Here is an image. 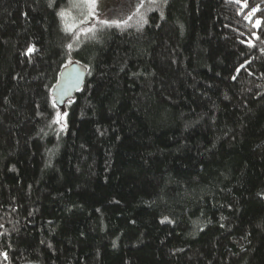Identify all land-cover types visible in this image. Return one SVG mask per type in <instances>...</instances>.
<instances>
[{"label":"trees","instance_id":"16d2710c","mask_svg":"<svg viewBox=\"0 0 264 264\" xmlns=\"http://www.w3.org/2000/svg\"><path fill=\"white\" fill-rule=\"evenodd\" d=\"M51 2L0 0V264H264V0L82 36Z\"/></svg>","mask_w":264,"mask_h":264},{"label":"rangeland","instance_id":"374dc122","mask_svg":"<svg viewBox=\"0 0 264 264\" xmlns=\"http://www.w3.org/2000/svg\"><path fill=\"white\" fill-rule=\"evenodd\" d=\"M143 6L139 7V12H137V7L141 4V0H97V6L95 9L96 12V22L94 25L100 24V20H106L114 23H110L109 26L117 27L116 25H127L128 22L132 20H128L129 16H132L133 20H137L144 12L150 11L157 7V3H151L149 0H142ZM66 13L71 11L73 15H78L76 10L71 7V0H67V3L62 8ZM126 21V23H125ZM133 22V21H132ZM73 23V19L66 15L63 24L70 25ZM91 23V24H90ZM90 24V25H89ZM89 27H92L93 22H89ZM85 25H77L75 29H73L70 33H74L76 30ZM104 26V25H101ZM86 27V26H85ZM88 27V26H87ZM85 35V34H83ZM80 36H82L80 34ZM70 102H66L63 108L59 110L61 117L65 115V111L68 109Z\"/></svg>","mask_w":264,"mask_h":264},{"label":"snow or ice","instance_id":"6c2138e0","mask_svg":"<svg viewBox=\"0 0 264 264\" xmlns=\"http://www.w3.org/2000/svg\"><path fill=\"white\" fill-rule=\"evenodd\" d=\"M149 2L151 3H157L159 2V0H149ZM164 3L167 2V0H163ZM49 6H52V2L51 0H49ZM97 6V0H71V7L72 9L76 10V12L78 13V15H73L71 11L67 12L65 10H60L57 12L58 17L61 18L62 23L63 20L65 18L66 15L70 16L73 19V23L70 25H64L63 30L66 33H70L73 29H75L77 27V25H88L89 22H93V24L96 22V9ZM143 3L141 0V4L137 7V12H139V7H142ZM258 11V9H252V12L249 14V16H245L246 20H249V17L251 15H254L255 12ZM239 14V13H238ZM132 16L128 17V20H131ZM249 22H251L249 20ZM99 23L101 25H109L110 23H114V22H110V21H106V20H100ZM126 23V21H125ZM147 23V19H145L143 16L140 17V19L138 20V25L139 27H143L144 24ZM117 27H119L120 25L117 24ZM253 27H264V21L261 20H256L255 24L253 25ZM88 33H95V28L94 27H83L80 30L79 34H88ZM255 36V33L253 34ZM249 45L251 46V41H249ZM73 47L72 44H68L67 48L69 50H71ZM28 52L31 53L33 52V48L29 47L28 48ZM241 67H244V65H241ZM237 72H239V69H237ZM249 75H251V73H249ZM233 79H236V77L234 76ZM66 115V114H65ZM61 114L60 113H56V117L53 119L52 123H60L61 120ZM167 219V218H165ZM163 222V221H162ZM113 246L115 247V242H113ZM0 256H3L5 259H7V254L6 253H0Z\"/></svg>","mask_w":264,"mask_h":264},{"label":"water","instance_id":"95a60500","mask_svg":"<svg viewBox=\"0 0 264 264\" xmlns=\"http://www.w3.org/2000/svg\"><path fill=\"white\" fill-rule=\"evenodd\" d=\"M87 69L74 63L66 66L60 73L57 84L52 90V97L57 107H62L78 93L86 80Z\"/></svg>","mask_w":264,"mask_h":264}]
</instances>
